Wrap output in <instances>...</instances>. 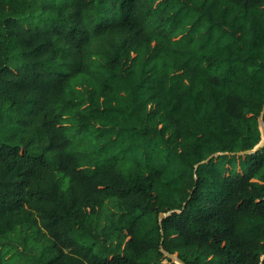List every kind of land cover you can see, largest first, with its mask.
<instances>
[{"label": "trees", "instance_id": "trees-1", "mask_svg": "<svg viewBox=\"0 0 264 264\" xmlns=\"http://www.w3.org/2000/svg\"><path fill=\"white\" fill-rule=\"evenodd\" d=\"M263 109L264 0H0V264H264Z\"/></svg>", "mask_w": 264, "mask_h": 264}, {"label": "rangeland", "instance_id": "rangeland-1", "mask_svg": "<svg viewBox=\"0 0 264 264\" xmlns=\"http://www.w3.org/2000/svg\"><path fill=\"white\" fill-rule=\"evenodd\" d=\"M258 130L261 131V135L264 137V128H263L262 125H259V126H258ZM258 147H259V146H257L255 149H257ZM175 264H182V263L179 262V261H178V262L176 261Z\"/></svg>", "mask_w": 264, "mask_h": 264}, {"label": "water", "instance_id": "water-1", "mask_svg": "<svg viewBox=\"0 0 264 264\" xmlns=\"http://www.w3.org/2000/svg\"><path fill=\"white\" fill-rule=\"evenodd\" d=\"M261 120H262V122H264V109H263V112H262V115H261ZM261 146H264V142H263V144L261 145ZM256 150H258V148L257 149H254L253 151H251V152H255ZM246 153V152H245ZM210 159V158H209ZM208 159V160H209ZM207 160V161H208ZM162 243H163V241H162ZM162 247V246H161ZM179 261V260H178ZM180 262V261H179Z\"/></svg>", "mask_w": 264, "mask_h": 264}]
</instances>
